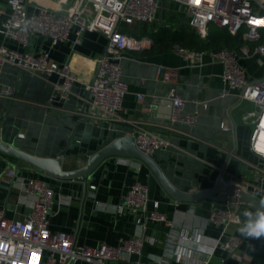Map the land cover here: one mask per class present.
<instances>
[{
  "label": "crops",
  "instance_id": "obj_1",
  "mask_svg": "<svg viewBox=\"0 0 264 264\" xmlns=\"http://www.w3.org/2000/svg\"><path fill=\"white\" fill-rule=\"evenodd\" d=\"M67 6L62 0H27L26 8L28 12L37 7L58 11ZM0 10L4 12L0 14L1 26L9 11L7 0H0ZM158 18L155 22L158 27L168 19L174 20L177 27L186 21L178 6L167 1L163 2ZM122 29L127 34L133 31ZM106 43L105 36L90 30L80 41L76 42L72 33L68 40L53 48L47 39L33 37L28 45L29 51H48L58 64L68 62L78 81L66 100L50 102L53 84L58 79L56 75L42 78L15 66L1 67L0 86L13 88L10 97L0 95L2 140L39 157L54 158L63 154V169L75 170L84 166L93 152L114 138L132 136L138 128L145 129L170 140V146L155 153L153 158L178 188L190 192L210 188L222 175L227 181L246 182L260 188L261 191L255 194L264 203L262 166L250 149L251 114L255 107L240 100L235 90L226 88L221 79L222 65L209 55L197 64L176 51L124 53L121 65L128 93L123 99L118 120L109 122L91 115L85 87L94 77L95 60L104 52ZM0 45L21 49L17 42L5 39L1 34ZM242 64L251 78L263 76L264 66L257 59H245ZM159 65L179 69V80L173 86L187 102L185 113L199 111L196 126L189 128L170 123L171 103L167 95L171 85L158 79L156 68ZM138 94L142 95L141 101ZM204 101L207 102L206 108L201 104ZM142 105H151L152 111L145 112ZM227 125L230 130H222ZM12 164L0 162V207L5 209L8 218L22 219L30 211L34 197L21 192L18 183L13 185L12 177L6 175V169ZM20 177H44L48 181L54 192L49 208V228L52 232L72 235L78 245L94 247L105 243L116 246L143 234L140 255L107 264H154L155 259L171 254L183 230L200 229L207 243L213 242L220 233V229L207 220L211 209L218 203L171 200L149 170L136 160L106 159L93 172L86 186L75 181L47 178L26 165L16 171V179ZM137 181L148 185V210L158 202L159 210L173 223L172 227L148 223L142 233L132 213L125 208L119 210L123 207L122 195ZM246 209L251 208L242 207L241 215ZM238 227L231 226L229 233L240 235ZM205 258L197 252L192 259L198 264ZM222 259L228 264H264V238H244L233 254L218 251L209 264H218Z\"/></svg>",
  "mask_w": 264,
  "mask_h": 264
},
{
  "label": "built area",
  "instance_id": "obj_2",
  "mask_svg": "<svg viewBox=\"0 0 264 264\" xmlns=\"http://www.w3.org/2000/svg\"><path fill=\"white\" fill-rule=\"evenodd\" d=\"M68 4L64 10H50L37 7L27 11V0H7L8 13L5 15L0 34L5 39L18 43L21 49L0 45V68L11 65L31 74L47 78L57 76L53 84L50 102L64 101L71 94L78 81L68 62L58 64L48 51L31 52L28 45L33 37L45 38L50 47L68 40L75 34L80 41L82 35L90 30L106 37L105 50L95 62L93 79L85 85L88 91V104L91 115L105 121L118 120L122 102L128 93V84L123 78L121 61L124 53L142 52L154 44L150 36H135L122 31V24H153L167 1L178 6L188 20V25L202 39H207L212 26L227 29L232 36L241 35L244 40L254 42L242 45L237 50L188 51L177 48L175 51L189 61L201 63L205 55L219 62L223 71L221 79L226 88L235 90L242 101L255 107L251 114V152L260 160L264 177V74L251 78L242 61L255 58L264 66V0H62ZM0 14H4L0 10ZM158 79L171 85L167 99L171 103L170 123L183 124L189 128L196 126L199 111L185 113L186 100L177 93L174 86L179 80V69L159 65L156 68ZM11 86H0V95L10 97ZM138 100L142 95L138 94ZM207 107V102H201ZM142 110L151 112V105H142ZM230 130V126L222 128ZM139 150L149 156L170 146V140L157 132L138 128L132 135ZM17 169L10 166L6 175L12 177L13 185L34 197L30 211L22 219H10L5 209L0 207V264H107L113 261L130 260L132 255H140L143 249V234L130 237L119 245L101 243L90 247L78 245L73 236L62 232H52L49 228V208L54 192L44 177H20L16 179ZM233 188L235 202L218 203L207 218L208 223L219 228V236L211 243L204 242L200 229L183 230L178 235L179 243L170 255L154 260V264H194L193 254L201 253L206 258L198 264H209L210 259L221 251L233 254L244 242V238L229 233L233 225L242 220L240 192L256 195L261 191L256 186L239 184L218 178ZM93 188V186H91ZM148 185L137 181L122 195L123 208L132 213L136 225L143 233L148 223H173L159 210V203L148 210ZM218 264H228L222 259Z\"/></svg>",
  "mask_w": 264,
  "mask_h": 264
},
{
  "label": "water",
  "instance_id": "obj_3",
  "mask_svg": "<svg viewBox=\"0 0 264 264\" xmlns=\"http://www.w3.org/2000/svg\"><path fill=\"white\" fill-rule=\"evenodd\" d=\"M120 157L136 160L144 165L155 178L160 188L168 198L179 203H193L195 201H207L212 203L235 202L231 196L233 188L217 179L210 188H202L190 192L175 186L158 165L153 156H149L138 149L135 139L131 135L114 138L100 149L93 152L87 162L81 168L64 170L62 167L63 154L57 157H39L17 148L13 143L2 140L0 135V162L11 165L19 171L24 165L35 169L47 178L60 181H75L84 186L90 181L93 172L108 158ZM240 206H248L252 210L264 207L262 200L250 192H240Z\"/></svg>",
  "mask_w": 264,
  "mask_h": 264
},
{
  "label": "trees",
  "instance_id": "obj_4",
  "mask_svg": "<svg viewBox=\"0 0 264 264\" xmlns=\"http://www.w3.org/2000/svg\"><path fill=\"white\" fill-rule=\"evenodd\" d=\"M165 2V1H164ZM122 28L133 29L131 35L150 36L154 39L151 48L142 52L165 53L175 51L177 48H183L188 51H218L221 49L237 50L244 44L254 46V42L244 40L241 35L232 36L227 29H221L212 26L209 30L207 39H202L195 30L188 25V20L181 27H177L174 20L168 19L160 27L156 23H136L133 25L122 24ZM124 32V30L122 29ZM129 32V31H128Z\"/></svg>",
  "mask_w": 264,
  "mask_h": 264
},
{
  "label": "clouds",
  "instance_id": "obj_5",
  "mask_svg": "<svg viewBox=\"0 0 264 264\" xmlns=\"http://www.w3.org/2000/svg\"><path fill=\"white\" fill-rule=\"evenodd\" d=\"M242 216L243 219L238 221L239 234L245 239L264 238V207L246 209Z\"/></svg>",
  "mask_w": 264,
  "mask_h": 264
},
{
  "label": "bare ground",
  "instance_id": "obj_6",
  "mask_svg": "<svg viewBox=\"0 0 264 264\" xmlns=\"http://www.w3.org/2000/svg\"><path fill=\"white\" fill-rule=\"evenodd\" d=\"M261 135L263 136L264 134H263V133H261Z\"/></svg>",
  "mask_w": 264,
  "mask_h": 264
},
{
  "label": "rangeland",
  "instance_id": "obj_7",
  "mask_svg": "<svg viewBox=\"0 0 264 264\" xmlns=\"http://www.w3.org/2000/svg\"><path fill=\"white\" fill-rule=\"evenodd\" d=\"M160 17V16H159ZM159 19V18H158ZM210 29H212V28H210Z\"/></svg>",
  "mask_w": 264,
  "mask_h": 264
}]
</instances>
